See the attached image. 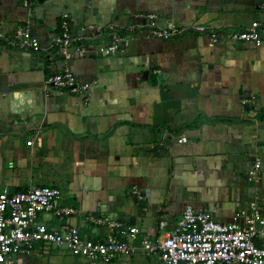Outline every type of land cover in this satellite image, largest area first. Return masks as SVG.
I'll return each instance as SVG.
<instances>
[{
	"label": "crops",
	"instance_id": "0c3cea01",
	"mask_svg": "<svg viewBox=\"0 0 264 264\" xmlns=\"http://www.w3.org/2000/svg\"><path fill=\"white\" fill-rule=\"evenodd\" d=\"M147 13L161 26L208 30L168 40L128 31ZM64 19L74 36L105 29L93 47L114 24L121 48L81 55L72 46L67 58L50 47ZM254 21L264 24V0H0L1 29L29 25L41 43L36 51L0 39V192L58 187L60 205L76 209L67 221L93 241L118 234L107 221L137 226V251L107 264H163L143 239L173 230L188 204L223 222L252 199L264 213V42L228 38ZM67 69L78 91L48 82ZM38 220L65 222L55 212ZM13 264L90 262L38 243Z\"/></svg>",
	"mask_w": 264,
	"mask_h": 264
},
{
	"label": "built area",
	"instance_id": "2783aa9c",
	"mask_svg": "<svg viewBox=\"0 0 264 264\" xmlns=\"http://www.w3.org/2000/svg\"><path fill=\"white\" fill-rule=\"evenodd\" d=\"M146 23L130 26L128 31L136 28L146 29L151 36L160 39H172L194 30L206 32V25H193L189 28L161 26L154 13L142 14ZM64 31L56 36L50 47L72 57L70 48L83 55L87 51L109 55L121 48L124 37L114 24H108L109 40L93 47L96 36L101 40L106 36L104 30L93 36H74L70 33L66 19L63 20ZM94 26L91 25L90 28ZM213 41L220 40V34L211 30ZM228 38L235 42H253L260 46L264 42V24L254 21L242 30L231 31ZM0 39H6L11 45L21 49L40 50L41 43L34 36L29 25H21L6 34L0 27ZM72 91H78L79 83L70 70L56 73L48 78ZM187 137H180L179 142H186ZM32 141H28L31 144ZM260 161L255 163V175L260 168ZM137 192V190H136ZM61 191L56 186L42 185L8 193L0 192V264H13L18 255H31L36 252L38 243H50L59 248H67L73 255L85 257L90 264H107L120 257L134 254L138 245L140 229L137 226H125L119 221H107L118 229L116 236L106 241H93L84 238L79 227L67 221L76 209L72 206H61ZM43 212H55L65 222L60 227H50L38 220ZM90 221L104 223L103 219L90 215ZM165 225V222H161ZM259 237L262 242L255 239ZM143 248L158 254L163 264H264V213L257 199H252L238 209L232 221L223 222L214 218L209 212L196 209L188 204L177 226L167 231L163 237L153 240L145 237Z\"/></svg>",
	"mask_w": 264,
	"mask_h": 264
},
{
	"label": "water",
	"instance_id": "95a60500",
	"mask_svg": "<svg viewBox=\"0 0 264 264\" xmlns=\"http://www.w3.org/2000/svg\"><path fill=\"white\" fill-rule=\"evenodd\" d=\"M10 195H11V193H10ZM181 264H185V262H184V261H182V262H181ZM223 264H227V263H223Z\"/></svg>",
	"mask_w": 264,
	"mask_h": 264
},
{
	"label": "rangeland",
	"instance_id": "374dc122",
	"mask_svg": "<svg viewBox=\"0 0 264 264\" xmlns=\"http://www.w3.org/2000/svg\"><path fill=\"white\" fill-rule=\"evenodd\" d=\"M159 259L161 260L160 256L158 255ZM163 263V262H162Z\"/></svg>",
	"mask_w": 264,
	"mask_h": 264
}]
</instances>
